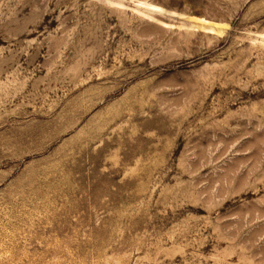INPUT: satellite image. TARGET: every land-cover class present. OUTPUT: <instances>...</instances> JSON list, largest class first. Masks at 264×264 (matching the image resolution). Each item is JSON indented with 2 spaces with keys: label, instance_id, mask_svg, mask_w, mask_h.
Returning <instances> with one entry per match:
<instances>
[{
  "label": "rangeland",
  "instance_id": "obj_1",
  "mask_svg": "<svg viewBox=\"0 0 264 264\" xmlns=\"http://www.w3.org/2000/svg\"><path fill=\"white\" fill-rule=\"evenodd\" d=\"M0 264H264V0H0Z\"/></svg>",
  "mask_w": 264,
  "mask_h": 264
},
{
  "label": "bare ground",
  "instance_id": "obj_2",
  "mask_svg": "<svg viewBox=\"0 0 264 264\" xmlns=\"http://www.w3.org/2000/svg\"><path fill=\"white\" fill-rule=\"evenodd\" d=\"M145 3V2H144ZM151 7V6H150ZM155 7V6H154ZM157 9H159V8H157ZM198 20V19H197ZM200 23H202L203 24V20H198ZM199 23V24H200ZM164 26V25H163ZM214 26H216L218 29H219V32H216L218 35H220L221 34V30L223 29V25H214ZM166 27V26H165ZM181 28V27H180ZM195 28V27H194ZM224 30V29H223ZM218 31V30H217ZM211 32V31H210Z\"/></svg>",
  "mask_w": 264,
  "mask_h": 264
}]
</instances>
